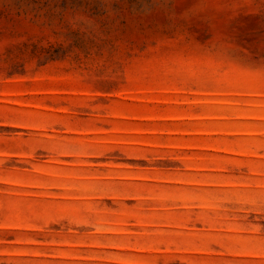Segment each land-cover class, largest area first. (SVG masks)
<instances>
[{"label": "rangeland", "instance_id": "obj_1", "mask_svg": "<svg viewBox=\"0 0 264 264\" xmlns=\"http://www.w3.org/2000/svg\"><path fill=\"white\" fill-rule=\"evenodd\" d=\"M0 264H264V0H0Z\"/></svg>", "mask_w": 264, "mask_h": 264}]
</instances>
